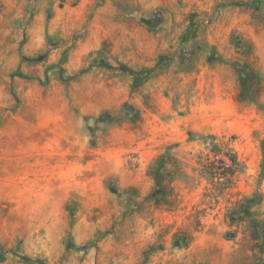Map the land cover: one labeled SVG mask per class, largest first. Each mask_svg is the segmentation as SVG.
Wrapping results in <instances>:
<instances>
[{
	"label": "rangeland",
	"instance_id": "1",
	"mask_svg": "<svg viewBox=\"0 0 264 264\" xmlns=\"http://www.w3.org/2000/svg\"><path fill=\"white\" fill-rule=\"evenodd\" d=\"M0 264H264V0H0Z\"/></svg>",
	"mask_w": 264,
	"mask_h": 264
},
{
	"label": "trees",
	"instance_id": "2",
	"mask_svg": "<svg viewBox=\"0 0 264 264\" xmlns=\"http://www.w3.org/2000/svg\"><path fill=\"white\" fill-rule=\"evenodd\" d=\"M230 157H232L231 159H232V161H234V157L232 156V155H230ZM216 175V174H215ZM229 175V174H228ZM216 176H218V177H220V175H216Z\"/></svg>",
	"mask_w": 264,
	"mask_h": 264
}]
</instances>
